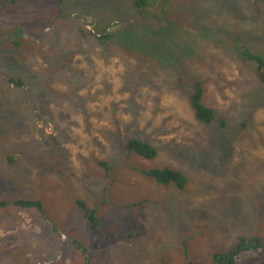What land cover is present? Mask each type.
<instances>
[{
    "label": "rangeland",
    "instance_id": "rangeland-1",
    "mask_svg": "<svg viewBox=\"0 0 264 264\" xmlns=\"http://www.w3.org/2000/svg\"><path fill=\"white\" fill-rule=\"evenodd\" d=\"M134 1L0 0V264H210L237 236L262 245L238 263L264 264V85L238 51L264 61V0ZM193 81L228 133L248 121L230 148ZM159 167L189 181L141 173Z\"/></svg>",
    "mask_w": 264,
    "mask_h": 264
},
{
    "label": "trees",
    "instance_id": "trees-1",
    "mask_svg": "<svg viewBox=\"0 0 264 264\" xmlns=\"http://www.w3.org/2000/svg\"><path fill=\"white\" fill-rule=\"evenodd\" d=\"M150 1V2H149ZM154 0H135L134 6L136 9H139V4H144L146 7L148 6L149 9L152 6ZM171 2V0H166L165 2ZM156 2V1H155ZM261 5V2L259 3ZM165 6V7H164ZM155 10L160 11L163 15L164 9H168L166 4H164L163 0H158L157 4H155ZM87 33H80L82 36V39H85L86 37H95L96 39H99L100 41H97L98 43H101L105 48H111L112 43L114 41H118L117 37L113 38L112 40H109L106 36H110L111 29L108 31L107 35H104L105 33H97V34H91V32L87 29H85ZM1 33V31H0ZM2 35H9L10 33H4L2 32ZM99 37V38H98ZM94 39V38H93ZM114 40V41H113ZM238 51L243 55V57L249 61L256 64V76L261 84L264 85V61L261 59L257 54L255 53H249L246 49L238 48ZM10 84L16 85V86H22V82L20 79L17 80H9ZM193 85V92L190 95V107L193 112L194 119L204 125L209 126L212 125L213 122L218 124V134L219 135H228V138H226L222 145H224L225 148H230V140L236 137V134L242 133L249 124L247 120H243L238 124V129H236L233 133H228L229 124L225 120L217 119L216 114L213 109L207 107L202 103V97H203V89L201 83L198 81H193L191 83ZM127 102V101H126ZM124 102V103H126ZM221 145V146H222ZM124 150L127 154H134L137 157L146 160L151 161L155 160V156L157 155V149L153 147L152 145L148 144L145 141H141L136 138H131L128 140L124 145ZM99 165L103 166L108 170V166L105 163H99ZM147 179L152 180L153 183H156L158 186L166 187L169 184H174L177 188H182L186 185V183L189 181V179L184 176L181 172L175 171L174 169L166 168V167H159V168H153L149 171L141 172ZM155 180V181H154ZM19 205L22 206H28L31 205V203H20ZM78 209L82 212V215L84 219L90 223V230H95L97 219L95 217V210H88L86 208L85 204L83 202L78 201L76 203ZM261 248L262 245L258 238L256 237H243V236H237L236 237V245L235 247L228 251V252H216L213 255V258L211 260L210 264H240L238 263L241 260V255L244 254H251L254 255H260L261 254ZM183 258L187 260L185 264H202L201 262L194 261L193 258H188V250L186 248H183Z\"/></svg>",
    "mask_w": 264,
    "mask_h": 264
},
{
    "label": "bare ground",
    "instance_id": "bare-ground-1",
    "mask_svg": "<svg viewBox=\"0 0 264 264\" xmlns=\"http://www.w3.org/2000/svg\"><path fill=\"white\" fill-rule=\"evenodd\" d=\"M142 177V176H141ZM155 181V180H154ZM87 222V221H86ZM86 224H88V223H86ZM79 228V227H78Z\"/></svg>",
    "mask_w": 264,
    "mask_h": 264
}]
</instances>
